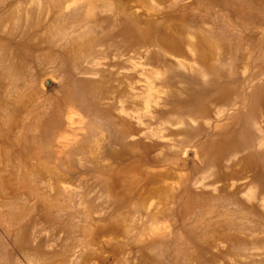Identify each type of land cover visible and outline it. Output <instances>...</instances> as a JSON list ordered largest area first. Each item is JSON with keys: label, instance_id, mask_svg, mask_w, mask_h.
I'll return each mask as SVG.
<instances>
[{"label": "rangeland", "instance_id": "obj_1", "mask_svg": "<svg viewBox=\"0 0 264 264\" xmlns=\"http://www.w3.org/2000/svg\"><path fill=\"white\" fill-rule=\"evenodd\" d=\"M0 264H264V0H0Z\"/></svg>", "mask_w": 264, "mask_h": 264}, {"label": "bare ground", "instance_id": "obj_2", "mask_svg": "<svg viewBox=\"0 0 264 264\" xmlns=\"http://www.w3.org/2000/svg\"><path fill=\"white\" fill-rule=\"evenodd\" d=\"M11 72V71H10ZM15 72V71H14ZM13 70H12V73H14ZM15 74V73H14ZM8 75V74H7ZM16 76V75H15ZM17 77V76H16ZM18 78V77H17ZM14 81H15V77L13 78ZM17 80V79H16ZM19 80V79H18ZM196 108V107H195ZM203 108V107H202ZM198 109V108H197ZM203 110V109H202ZM247 117V116H246ZM249 119V118H248ZM255 143V142H254ZM243 144V143H242ZM254 145V144H253Z\"/></svg>", "mask_w": 264, "mask_h": 264}]
</instances>
